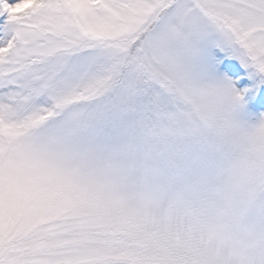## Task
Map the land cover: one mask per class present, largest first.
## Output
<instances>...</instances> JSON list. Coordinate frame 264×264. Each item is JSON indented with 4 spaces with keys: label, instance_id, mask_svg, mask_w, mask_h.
<instances>
[{
    "label": "snow or ice",
    "instance_id": "obj_1",
    "mask_svg": "<svg viewBox=\"0 0 264 264\" xmlns=\"http://www.w3.org/2000/svg\"><path fill=\"white\" fill-rule=\"evenodd\" d=\"M0 264H264V0H0Z\"/></svg>",
    "mask_w": 264,
    "mask_h": 264
}]
</instances>
